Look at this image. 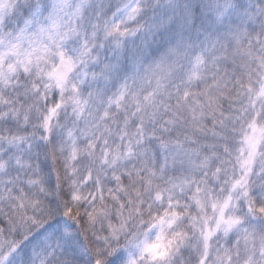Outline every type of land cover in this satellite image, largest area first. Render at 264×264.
Masks as SVG:
<instances>
[{
	"label": "clouds",
	"instance_id": "1",
	"mask_svg": "<svg viewBox=\"0 0 264 264\" xmlns=\"http://www.w3.org/2000/svg\"><path fill=\"white\" fill-rule=\"evenodd\" d=\"M262 89L264 0H0V264H264Z\"/></svg>",
	"mask_w": 264,
	"mask_h": 264
},
{
	"label": "snow or ice",
	"instance_id": "2",
	"mask_svg": "<svg viewBox=\"0 0 264 264\" xmlns=\"http://www.w3.org/2000/svg\"><path fill=\"white\" fill-rule=\"evenodd\" d=\"M262 92H264V89H262ZM252 127L254 128L255 130V125H252ZM260 139V136L259 134H256V135H247L245 136V140L246 142L249 144L250 146V149L252 151L255 150V145H256V142Z\"/></svg>",
	"mask_w": 264,
	"mask_h": 264
}]
</instances>
